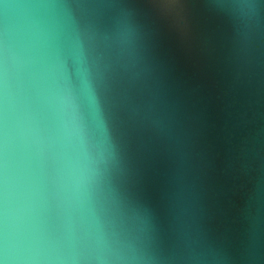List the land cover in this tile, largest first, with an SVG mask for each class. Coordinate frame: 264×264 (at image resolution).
Segmentation results:
<instances>
[{
  "label": "water",
  "instance_id": "1",
  "mask_svg": "<svg viewBox=\"0 0 264 264\" xmlns=\"http://www.w3.org/2000/svg\"><path fill=\"white\" fill-rule=\"evenodd\" d=\"M0 264H264V0H0Z\"/></svg>",
  "mask_w": 264,
  "mask_h": 264
}]
</instances>
